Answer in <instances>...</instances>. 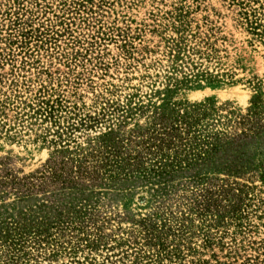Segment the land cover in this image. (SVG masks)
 <instances>
[{
	"label": "rangeland",
	"instance_id": "374dc122",
	"mask_svg": "<svg viewBox=\"0 0 264 264\" xmlns=\"http://www.w3.org/2000/svg\"><path fill=\"white\" fill-rule=\"evenodd\" d=\"M0 264H264V0H0Z\"/></svg>",
	"mask_w": 264,
	"mask_h": 264
},
{
	"label": "trees",
	"instance_id": "16d2710c",
	"mask_svg": "<svg viewBox=\"0 0 264 264\" xmlns=\"http://www.w3.org/2000/svg\"><path fill=\"white\" fill-rule=\"evenodd\" d=\"M65 164H61L60 166H57L56 162L54 161L52 163V166H49V170L51 172L52 177L54 178V180H61L63 183L64 182H70L71 181V175L73 172V170H71V172L69 173H65ZM79 175H84V173H81L80 168L77 170ZM73 176V175H72Z\"/></svg>",
	"mask_w": 264,
	"mask_h": 264
}]
</instances>
